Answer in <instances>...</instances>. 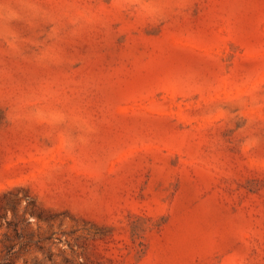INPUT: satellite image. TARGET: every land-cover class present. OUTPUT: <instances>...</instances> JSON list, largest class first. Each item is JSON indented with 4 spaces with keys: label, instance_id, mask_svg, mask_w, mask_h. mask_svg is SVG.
Instances as JSON below:
<instances>
[{
    "label": "rangeland",
    "instance_id": "374dc122",
    "mask_svg": "<svg viewBox=\"0 0 264 264\" xmlns=\"http://www.w3.org/2000/svg\"><path fill=\"white\" fill-rule=\"evenodd\" d=\"M11 6L0 264H264V0Z\"/></svg>",
    "mask_w": 264,
    "mask_h": 264
},
{
    "label": "clouds",
    "instance_id": "9594fccd",
    "mask_svg": "<svg viewBox=\"0 0 264 264\" xmlns=\"http://www.w3.org/2000/svg\"><path fill=\"white\" fill-rule=\"evenodd\" d=\"M14 2L21 3L24 2V0H0V22H11L19 19V12L11 6ZM0 26H2V24H0ZM9 34L14 35V33Z\"/></svg>",
    "mask_w": 264,
    "mask_h": 264
}]
</instances>
